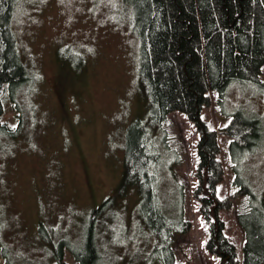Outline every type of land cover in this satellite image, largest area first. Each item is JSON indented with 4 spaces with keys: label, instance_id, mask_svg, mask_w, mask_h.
Returning a JSON list of instances; mask_svg holds the SVG:
<instances>
[{
    "label": "rangeland",
    "instance_id": "374dc122",
    "mask_svg": "<svg viewBox=\"0 0 264 264\" xmlns=\"http://www.w3.org/2000/svg\"><path fill=\"white\" fill-rule=\"evenodd\" d=\"M130 21V8L121 0H26L17 12L14 31L36 83L7 88L4 120L14 132L0 130V246H9L13 264L51 263L49 239L75 240L91 210L122 182L127 129L137 119L147 120L151 111L140 79V41ZM212 98L215 104V93ZM238 109L259 120L257 135L249 143L252 152L248 149L238 159L233 172L232 140L220 138L227 168L220 197L236 193L241 187L234 180L240 177L264 199V96L252 86H238L226 111ZM206 121L219 130L230 119L214 105ZM163 130L180 159L175 173L192 226L189 234L175 238L177 264H222L207 248L209 228L193 194L198 126L173 113ZM164 199L173 205L170 194ZM244 200L234 202L230 213L222 212L226 235L237 244L240 257L244 234L236 218ZM118 202L124 221L115 210L100 220L110 245L102 264H161L145 260L152 244L137 230L143 220L141 198L132 191ZM122 239L128 242L124 249L116 245Z\"/></svg>",
    "mask_w": 264,
    "mask_h": 264
},
{
    "label": "trees",
    "instance_id": "16d2710c",
    "mask_svg": "<svg viewBox=\"0 0 264 264\" xmlns=\"http://www.w3.org/2000/svg\"><path fill=\"white\" fill-rule=\"evenodd\" d=\"M25 1L0 0V130L9 135L14 129L4 120L7 88L36 83L14 31L17 12ZM121 1L130 8L131 28L140 41V79L151 111L147 120L137 119L127 129L123 178L115 194L91 210L80 237L49 239L54 247L48 264H102L104 248L110 245L100 231V220L115 210L123 222L118 200L132 191L141 198L143 220L137 230L147 245L152 244L145 260L177 264L175 238L189 234L192 226L185 218L183 189L175 173L180 159L169 148L163 130L173 113L198 126L199 165L193 194L209 228L207 248L222 264H264V199L240 177L234 180V186L241 187L236 193L223 198L219 193L227 175L220 138L232 140L233 172L257 135L259 120L247 118L241 109H226L230 93L238 86H252L264 96V0ZM214 105L223 118L230 119L219 130L206 121ZM165 186H169L167 192ZM166 194L171 195L172 206L166 205ZM241 198L245 200L236 221L244 234L242 257L222 220V212L230 213ZM120 225L123 235L125 228ZM116 245L124 249L128 242L122 239ZM13 258L9 246L1 245L0 264H13Z\"/></svg>",
    "mask_w": 264,
    "mask_h": 264
}]
</instances>
